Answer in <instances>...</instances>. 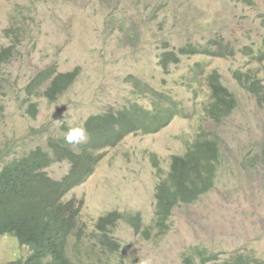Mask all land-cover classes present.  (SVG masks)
I'll return each mask as SVG.
<instances>
[{"label": "rangeland", "instance_id": "374dc122", "mask_svg": "<svg viewBox=\"0 0 264 264\" xmlns=\"http://www.w3.org/2000/svg\"><path fill=\"white\" fill-rule=\"evenodd\" d=\"M171 1L174 5L167 8L166 0H0V52L12 48L11 58L0 65L4 161L32 149L50 151L52 137L65 136L69 121L85 128L90 116L117 113L131 103L152 109L156 96L143 89L182 103L160 132L132 134L105 149L93 176L68 194L66 201L83 202L80 220L87 229L82 242L70 246L74 264H185L183 254L194 247L217 254L218 264L238 256L264 261V106L235 79L236 72H253L264 81V62L242 51L263 47L264 0ZM131 27L138 29L137 39L127 38ZM161 38L176 47H210L218 41L235 50L224 58L183 57L167 71L160 63ZM49 68L81 70L56 102L42 95L44 89H30ZM215 70L239 103L218 126L204 120ZM203 130L215 135L221 147L215 186L196 203L178 206L163 234L153 228L159 183L153 160L169 172L171 158L184 155ZM69 171L68 162L47 170L56 180ZM115 211L128 219L140 216L142 228L138 231L126 218L119 221L112 232L119 252L108 254L98 242L96 224ZM84 246L94 251V259ZM30 254L15 238H0V264Z\"/></svg>", "mask_w": 264, "mask_h": 264}, {"label": "trees", "instance_id": "16d2710c", "mask_svg": "<svg viewBox=\"0 0 264 264\" xmlns=\"http://www.w3.org/2000/svg\"><path fill=\"white\" fill-rule=\"evenodd\" d=\"M174 4L166 0L165 7ZM152 14L157 16V10ZM123 21L122 25L124 24ZM135 23V22H132ZM114 24V19L109 22ZM136 28L125 31L129 40L137 39ZM164 51L160 55V63L169 71L177 66L183 57H194L204 53L209 57H228L234 48H229L218 41H212L210 47L194 44L176 47L170 40L161 38ZM264 48V44H263ZM246 47L243 52L247 57L264 55V49ZM228 53V54H227ZM12 56V48L0 52V65ZM197 65L196 67H199ZM80 68L71 72L59 73L54 68L41 72L30 85V89L41 92L50 102H56L80 77ZM198 72V71H196ZM195 72V73H196ZM239 80L245 88L257 96H264V87L257 86L249 73H240ZM210 102L204 110V120L213 121L216 126L222 124L237 109L235 96L221 83V75L214 71L209 76ZM138 87V86H137ZM144 94H153V108L149 109L139 103H131L117 113H104L90 116L84 126L89 140L79 145H68L64 136L52 137L50 151L42 148L32 149L11 162L0 158V238L11 236L18 240L21 247L31 249L27 258H20L9 264H74V251L70 246L74 241L82 242L87 229L82 225L80 214L83 202L66 201L68 194L75 188L85 184L97 170L103 159L101 152L118 146L132 134H156L167 127L180 113L182 103L173 104L170 97L156 92L153 88L142 90ZM157 95L159 98H157ZM173 104L172 106H170ZM36 108V106H32ZM37 112H34L36 117ZM221 147L218 138L208 131L199 132L184 155L171 158L170 171L160 166L159 160H153L157 176L161 181L156 190V223L153 228L161 233L169 229V222L174 210L180 205L196 203L208 194L215 186L218 168L221 162ZM68 162L69 173L61 180L52 178L47 170L54 164ZM126 218L115 211L102 216L97 224L98 242L108 254H117L119 244L112 232L117 223ZM138 231L142 228L140 216L128 219ZM149 232H143L148 235ZM76 240V241H75ZM86 254L94 259V251L84 246ZM82 250V248H81ZM79 250V252H81ZM91 255V256H90ZM75 256V255H74ZM185 264H218L217 254H210L208 249L194 247L183 254ZM103 263V259L97 256ZM256 258L238 256L235 262L223 264H260ZM94 264H97L94 262Z\"/></svg>", "mask_w": 264, "mask_h": 264}, {"label": "clouds", "instance_id": "9594fccd", "mask_svg": "<svg viewBox=\"0 0 264 264\" xmlns=\"http://www.w3.org/2000/svg\"><path fill=\"white\" fill-rule=\"evenodd\" d=\"M246 48V47H245ZM245 48H243L242 49V51L243 50H245ZM256 49V48H255ZM260 49H264L263 47L262 48H260ZM260 49H256L257 51H256V55L258 54V50H260ZM244 53V52H243ZM199 54H204V53H199ZM245 54V53H244ZM233 55V54H232ZM232 55H230V56H232ZM205 56H207V55H205ZM247 57V56H246ZM254 57V56H253ZM248 58H251V57H248ZM257 60H259L260 62H264V55L263 56H259V57H255ZM196 71H198V70H196ZM218 73L220 74V72L218 71ZM236 73L238 74V76L236 75ZM235 73V79L237 80V82L239 83V85L241 86V87H244L245 88V86H244V83H242L240 80H239V74L240 73H244V72H236ZM245 73H249L253 78H254V81L256 82V84H257V86H256V88L258 87V86H261V87H264V81L263 80H261V79H259L257 76H255L254 74H253V72H245ZM244 73V74H245ZM221 75V74H220ZM222 76V75H221ZM228 89V88H227ZM246 90H247V92H249L250 94H252L253 95V93L252 92H250L247 88H245ZM230 91V90H229ZM231 92V91H230ZM232 93V92H231ZM233 94V93H232ZM234 96H235V94H233ZM254 96V95H253ZM256 99H257V101H258V103H259V105H262V106H264V96H257L256 94H255V96H254ZM235 98H236V100H237V97L235 96ZM237 103H238V100H237ZM238 105H239V103H238ZM237 108H238V106H237ZM237 110V109H236ZM87 139V130L83 127V126H73L72 125V123H71V121H69L68 122V131H67V133L65 134V136H64V140H65V142L68 144V145H79L80 143H86V142H84L85 140ZM105 150H103L102 152H101V154L103 155V157H104V154H103V152H104ZM262 153H264V150L262 151ZM103 160V159H102ZM102 162V161H101ZM158 177V179H159V183H160V181H161V179H160V177L159 176H157ZM159 183H158V185H159ZM158 185H157V187H158ZM156 190H157V188H156Z\"/></svg>", "mask_w": 264, "mask_h": 264}]
</instances>
